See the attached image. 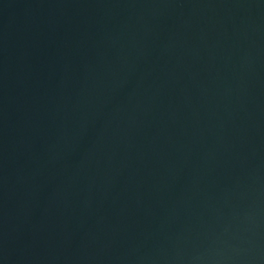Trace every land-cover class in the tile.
Here are the masks:
<instances>
[{
  "label": "water",
  "instance_id": "95a60500",
  "mask_svg": "<svg viewBox=\"0 0 264 264\" xmlns=\"http://www.w3.org/2000/svg\"><path fill=\"white\" fill-rule=\"evenodd\" d=\"M0 264H264V0H0Z\"/></svg>",
  "mask_w": 264,
  "mask_h": 264
}]
</instances>
